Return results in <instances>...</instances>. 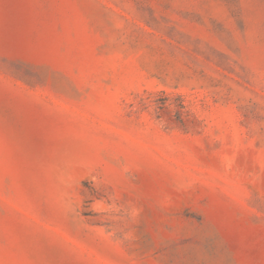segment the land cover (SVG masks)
Wrapping results in <instances>:
<instances>
[{"label":"rangeland","instance_id":"1","mask_svg":"<svg viewBox=\"0 0 264 264\" xmlns=\"http://www.w3.org/2000/svg\"><path fill=\"white\" fill-rule=\"evenodd\" d=\"M0 264H264V0H0Z\"/></svg>","mask_w":264,"mask_h":264}]
</instances>
